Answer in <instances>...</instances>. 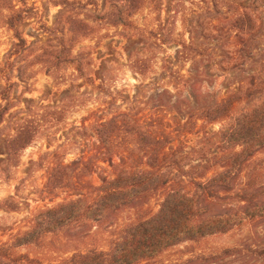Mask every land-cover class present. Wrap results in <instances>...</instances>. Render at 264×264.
<instances>
[{
    "label": "rangeland",
    "instance_id": "obj_1",
    "mask_svg": "<svg viewBox=\"0 0 264 264\" xmlns=\"http://www.w3.org/2000/svg\"><path fill=\"white\" fill-rule=\"evenodd\" d=\"M226 5L253 14L256 29H234L232 22L238 12ZM27 6L32 13L19 25L27 41L20 53L14 47L13 32L0 28V94L11 83L12 106L0 126V245L26 231L39 210L79 195L95 197L98 188L112 178V165L125 162L124 153L107 155L95 135V124L117 112L129 113L157 134L169 136L172 143L168 149L181 152L174 157L183 161V171L198 177L200 172L194 167L200 168L211 156L219 155L211 136L220 125L204 119L190 125L188 112L231 95L243 99L236 104L238 111L250 109L256 102L245 99L244 93L254 87L258 77L264 78V0H157L156 6L147 3L133 15L132 26L127 28L113 27L102 18L111 8L108 0H28ZM184 45L190 48L184 50ZM50 46L57 50L71 47L73 54L83 51L84 77L74 65L63 62L56 72L47 74L36 56ZM135 62L137 70L132 69ZM44 108L59 110L61 118L43 127L21 152L16 168L4 164L5 141L15 125L35 114L38 118ZM198 140H205L211 153L202 161L191 153L199 147ZM218 164L211 161L206 165L209 176ZM55 165L77 169L81 181L72 189L48 194V168ZM161 199L162 194L157 193L140 207L122 211L116 225L81 231L87 236L77 230L49 235L39 246L18 252L42 264H55L94 242L105 248L123 224L155 212ZM259 246H264V222L176 246L149 264H180L193 257H199L196 264H222L228 259L211 258L226 249L240 248L244 254L249 247ZM255 264H264V258Z\"/></svg>",
    "mask_w": 264,
    "mask_h": 264
},
{
    "label": "trees",
    "instance_id": "obj_2",
    "mask_svg": "<svg viewBox=\"0 0 264 264\" xmlns=\"http://www.w3.org/2000/svg\"><path fill=\"white\" fill-rule=\"evenodd\" d=\"M27 1L0 0V28L13 32L17 40L14 46L17 53L27 45L19 32V25L32 13ZM108 3L110 11L102 18L113 27L127 28L132 26L130 19L133 15L147 3L156 6L157 0H108ZM227 8L238 12L232 22L234 29H256L257 20L253 14L246 10L239 12L236 6ZM80 36L84 37L85 32ZM73 37L71 32L69 41ZM56 47L44 49L36 56L37 63L43 65L49 75L57 71L59 63L74 65L75 71L83 78V51L73 54L71 47L64 46L59 50ZM182 47L184 50L190 48L187 45ZM137 67L138 63L135 62L132 69L137 70ZM262 72L264 74V69ZM85 80L90 82L88 77ZM10 87L11 83L0 94V126L12 108ZM244 95L245 99L256 101L250 109L238 111L236 104L242 97L231 95L211 106L188 112L190 125L198 119L220 125L219 130L211 136L218 146V156H211L207 150L204 145L207 139L198 140L199 147L196 146L191 152L194 153L192 158L200 161L211 156L200 168L194 167L196 173L200 172L198 177L189 176L183 171V161L174 157L181 152L168 149L172 143L169 136L157 134L150 126L137 122L129 113L117 112L107 121L95 124V135L107 155L124 153L125 162L112 165V178L98 188L95 197L79 195L36 212L26 231L17 234L9 243L0 245V264H42L18 250L37 247L49 235H64L74 230L88 233L91 228L99 230L102 225L111 226L122 211L140 207L157 193L162 194L158 209L136 217L120 228L117 225L120 230L106 243L105 248L96 247L94 242L84 251L74 252L55 264H149L176 246L199 243L245 224L264 222V78L258 77L254 87ZM44 109L45 113L38 118H35V114V119H22L15 125L13 134L5 141L4 164L16 168L21 152L33 143L43 127L54 120L58 122L57 119L62 116L59 110ZM211 161L219 164L209 176L206 165ZM185 174L189 176L186 180L183 179ZM81 175L73 167L51 166L48 168L45 190L48 194H55L60 190L72 189L81 181ZM245 251L242 254L240 248L226 249L220 256L211 259H228L222 264H255L264 258V246L249 247ZM198 259L189 258L180 264H196ZM204 259L202 257L201 261Z\"/></svg>",
    "mask_w": 264,
    "mask_h": 264
}]
</instances>
